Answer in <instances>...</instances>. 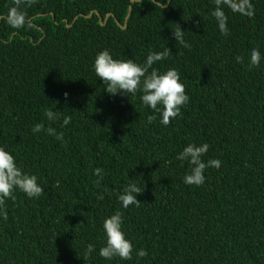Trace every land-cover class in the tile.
Here are the masks:
<instances>
[{
  "label": "trees",
  "instance_id": "16d2710c",
  "mask_svg": "<svg viewBox=\"0 0 264 264\" xmlns=\"http://www.w3.org/2000/svg\"><path fill=\"white\" fill-rule=\"evenodd\" d=\"M251 3L250 18L224 8L225 36L214 0H35L20 6L30 20L20 29L6 22L12 0H0V147L44 188L5 200L0 264H264V0ZM175 24L190 48L176 43ZM165 47L170 57L153 67L176 69L189 97L167 126L141 91L106 93L93 67L103 50L142 65ZM205 143L201 159L221 166L187 185L191 165L176 157ZM130 183L143 192L125 209L118 196ZM116 211L131 260L99 256Z\"/></svg>",
  "mask_w": 264,
  "mask_h": 264
},
{
  "label": "clouds",
  "instance_id": "9594fccd",
  "mask_svg": "<svg viewBox=\"0 0 264 264\" xmlns=\"http://www.w3.org/2000/svg\"><path fill=\"white\" fill-rule=\"evenodd\" d=\"M35 0H12L11 6L8 8L6 22L13 29H20L25 25L30 26V20L27 14L20 10V6L25 4L31 6ZM215 9L212 16L217 22V26L222 35L229 34L227 28V16L224 8L227 7L233 13L243 16L252 17L254 15V7L251 0H214ZM175 30L172 36L176 43L182 47L190 48L184 39L185 31L181 30L178 24H175ZM171 50L167 47L161 52H150L145 62L140 65L129 60L113 59L107 50H103L97 54L94 60V71L97 77L106 84L104 89L110 95H116L118 92L123 94L135 95L137 91H141V101L155 112L159 113L161 123L167 126L172 119L180 115V109L189 101V97L185 94V86L180 82V75L174 68H170L161 73L153 65L161 60L167 59L171 55ZM238 63L243 62V57H236ZM261 61V53L257 48H253L250 54V67H258ZM67 97V93H64ZM127 96V95H126ZM45 116L49 120H55L57 113L51 109L45 111ZM148 122L151 123L155 116H149ZM71 122L70 116L63 118V125ZM44 130V125L38 123L33 126L32 131L39 133ZM49 134H54L58 140L63 139L62 133H53L52 129H48ZM208 144L196 146L195 144L187 145L182 152L176 157L178 160L187 161L191 165V171L184 176V183L187 185L200 186L204 183V171L208 167L219 169L221 162L219 160H209L205 163L201 157L208 151ZM103 170L95 169L94 175L99 179L103 178ZM19 190L26 194L29 198H39L44 193V188L37 183V177L22 171L17 166L13 155L9 154L4 148L0 147V215L7 219L5 208L6 199H15L14 191ZM143 192V187L137 186L135 183L128 184L118 199L123 208L130 205L139 206L137 195ZM103 199V195L98 196ZM122 214L116 211L103 222V230L105 232V246L99 250V256L111 260L119 257L121 260H131L133 245L125 238L122 231ZM94 250V245L88 244L85 256L88 257ZM147 253L144 249H140L137 253L138 257H144Z\"/></svg>",
  "mask_w": 264,
  "mask_h": 264
},
{
  "label": "water",
  "instance_id": "95a60500",
  "mask_svg": "<svg viewBox=\"0 0 264 264\" xmlns=\"http://www.w3.org/2000/svg\"><path fill=\"white\" fill-rule=\"evenodd\" d=\"M132 1H138V0H132ZM159 5H161V3L160 2H157ZM129 11H130V9H129ZM92 11L89 13V14H81L82 16H85V17H90L91 15H92ZM111 15V13H108L107 15H106V17H105V19H104V21H106V19H107V17L108 16H110ZM77 17V16H76ZM76 17H75V19H76ZM100 19V21H101V18H99ZM123 28L125 27V25L124 26H122Z\"/></svg>",
  "mask_w": 264,
  "mask_h": 264
}]
</instances>
